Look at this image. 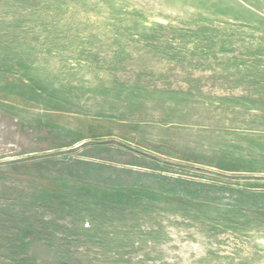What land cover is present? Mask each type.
<instances>
[{
    "label": "rangeland",
    "instance_id": "rangeland-1",
    "mask_svg": "<svg viewBox=\"0 0 264 264\" xmlns=\"http://www.w3.org/2000/svg\"><path fill=\"white\" fill-rule=\"evenodd\" d=\"M0 264H264V0H0Z\"/></svg>",
    "mask_w": 264,
    "mask_h": 264
}]
</instances>
